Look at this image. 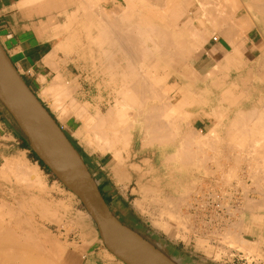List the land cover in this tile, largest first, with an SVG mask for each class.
<instances>
[{
  "label": "bare ground",
  "instance_id": "obj_1",
  "mask_svg": "<svg viewBox=\"0 0 264 264\" xmlns=\"http://www.w3.org/2000/svg\"><path fill=\"white\" fill-rule=\"evenodd\" d=\"M82 1L84 2V5H85L83 13L86 14V16L88 17L90 21V26L88 27L86 32L85 33L82 32L83 35L85 36V41L82 44L79 37L70 36L66 38L65 42L63 43V47L67 51H69L71 54L74 52L75 58L80 56L82 59L85 58L86 61H88L89 59L92 61L94 60L98 64V66H100L99 65L100 62L101 63L103 62V64L106 63V66L105 64L104 65L102 64V66H100L103 68L105 67L104 68L105 70L101 68L105 72L106 70L108 71L106 72L107 75L105 74L104 71H102L104 72L103 76L106 75L107 78L110 79V83L113 86L114 85L118 86L114 90L115 92L114 94L115 98L113 99L114 103L110 106V108L108 107H107L108 109L106 108V111H104L105 112L104 114H101V112H99L98 105L94 104L95 106H92L89 103H85V102L80 104L72 96V94L75 93V90H77L78 88V84L76 83V80H74L75 77L72 81L66 82L58 74H57L58 76H56L55 79L47 83L45 82L43 84L42 88L40 89L39 97L44 102L48 103V108L50 109L51 113L55 114L56 119L62 120V118L64 117L66 118L69 116L72 117V120H71L72 121L71 127L73 130L72 133L82 143L92 148L93 151L95 152H99L101 154H106V155L109 154L112 156L115 163L112 165L111 170L114 172V174H116L118 178V182L122 180L121 182L123 183V181L125 180V182L129 184L134 181V185L138 189V192H139L138 195L143 197V198L140 197L141 198L140 201H134L133 203L134 207L137 210H140L139 211L140 213H142L141 211H143V208H144V201H145L144 199L145 197L146 198L149 197L150 191H152L153 189H156L155 193H157L161 189H164V190L167 189L169 191L171 190L172 195L170 194L167 196L163 195V196H166L164 197V200L158 199V196H162L161 193L159 192L155 195V198H153V196L150 194L152 198L150 197L149 198L153 199L151 203L157 202L158 203L157 205L161 204L160 205L161 209L158 212L159 213L158 218L155 220L154 219L152 220H154L153 225L156 229L162 231L164 234L168 236H173V238L179 237L180 235L177 236L176 232L174 231L173 224H176L175 227H178L176 229H179L180 227L179 231L182 232L185 226H188L189 223H191L190 222L191 220H188V218L191 215L188 218L184 219V217H187L188 215L187 216L181 215L182 213L180 212L181 211L180 207L184 205L185 207H187V211H188V209H190V206H191L189 202L190 198L188 197L190 193L200 194L199 192L200 185L197 186V184L199 183L197 182V178L193 176L194 172L196 171L198 174H203V175L208 176L209 173L208 174L206 173L208 172V170L205 172L206 167L205 169L203 167L204 162L207 159L210 161L211 158L212 160H214L213 158L214 154H216V156L214 157L217 160H218L217 157H220V156H217V154L219 153L217 150L215 152H212L213 154L212 156L210 153L211 158L209 157L210 158L209 159L205 155L206 153L209 152L207 151L208 148L206 150L204 149L205 146L208 147L207 145L210 144L211 142H213V144L214 143L226 144L225 146L228 145L229 147L230 146L232 147V145L233 146L236 145V147L238 148L242 145V143H244L246 146L250 142L249 146L247 147H250V145L252 146L251 143H253V145L255 143H257L256 145L262 144L260 145V147L262 148H259V146L257 147L256 145H255L256 147H253L254 149L259 148L257 149L259 151H256L257 153H255V150L251 147L252 149L250 148V151H249L250 154H247V156L249 155L252 157L251 151L254 150V155L257 156V159L256 157L255 159L259 160L258 161L259 163L255 162L256 160L253 158L254 156L252 157L254 162L252 160H249V161L253 162L255 166L257 164H260L256 166L257 169L259 170L262 169L264 171V143H263L264 142V112L260 114L262 116L261 118L257 117L258 119H256L252 117L255 115L258 116L255 113L258 112L259 114V110H258L259 107L257 106H259L260 104L257 105L256 104L257 102L255 101L256 102L255 105L252 104L251 102H250L251 103L250 105L247 103V100L245 101V99L253 98L254 93H257V92L264 93V86H262V84L264 83H261L262 81H264L262 79L264 78V59L262 58L263 61H261V59H258L257 61L258 63L256 62L257 66H254L260 69V72H259L256 70V68L252 67L253 66L252 64L250 66L249 62L247 63L244 61V63L242 62V64H241V61L237 62L236 60H240L239 57L241 58L242 55L240 56V54H238L239 52L237 51L236 48H234V46H230V47H233L231 48V51L232 49H235L234 55L229 56V53L227 55H224V61L221 64L220 62H218L220 64L218 65L216 64V60H214V58L212 57V54L206 49L205 43L208 41L207 40L208 38H211L212 41L213 40L217 41V37L213 33H216V34L218 33L220 35H223L224 37L226 36L225 37L226 39H227V36H229L231 37L229 38V40L230 39L233 40L232 37L234 38V36L232 34L234 33L235 35L241 34L240 29L242 26L240 28H237L236 26V29H235L234 28L235 26H233L235 24L232 25L230 22H227L228 20L226 21L223 19L225 18V14H227L228 11L230 10L233 11L232 10L233 5H231V8L228 6H225L226 7L225 9V7L223 6L224 4L221 3L222 4L221 9L224 8L226 10V12L223 13V12H220L222 11L219 8L220 1L219 3L215 2L214 5H211L212 2L208 1L207 3V0H196V3H198V6L200 8L201 14L197 15V17L194 16V14L193 16H190V19L194 21V23L192 25H190L189 23L188 25L190 26L188 27L187 30H185L184 28L188 26L187 22L190 21L189 17L181 16L182 17L181 21L173 20L169 22L167 20L169 16L171 15L173 7L174 8L175 6L178 7V5H180L179 4L180 1L179 3H176L177 1L175 0H148V1L146 0H141V1L140 0H95L94 1L93 0L92 4H91L92 1L90 2L88 0H82ZM224 1L225 0H223L222 2ZM227 1L228 0H226L225 2ZM230 1L231 0L228 1L229 4H232L234 3L235 0H232V3H230ZM247 1H248L247 5H249V9H251L252 11L250 16L253 15L252 17L254 18L252 19L253 22H255L254 20H257L258 23L260 21V23L261 24L263 23V26H264V0H246V3ZM243 2L245 3V1ZM246 3L243 5L245 6ZM225 4L229 5L227 3ZM208 5H210L211 7H208ZM247 5L245 9L247 8ZM227 9L229 10L227 11ZM249 9H248V13L250 14ZM237 10L235 9V11ZM221 18L223 19V21H221ZM245 20H246V17H245ZM246 21L244 22V24L246 23ZM203 23H205L206 27L202 26ZM227 23H228V26L224 25ZM248 24H246L247 25L246 27L251 28L248 26ZM236 30L237 31L240 30L239 31L240 34L238 32L237 34ZM181 31L183 32L181 33ZM233 31L234 33H232ZM79 34L80 32L78 33V35ZM244 35L242 33V36ZM236 37L237 36H235V39ZM185 38H188V39H185ZM240 38L241 36H239V39ZM239 39H236L237 40L236 42H238ZM236 42H233V43H236ZM188 43L192 45L194 44L195 46H197V47H194L191 45L192 47H190L195 52L196 57H193V58L189 57L190 54L192 55L191 52L193 51L189 50L190 48L187 46ZM90 46L92 48H90ZM185 47H187L188 49H186ZM79 48L80 49L82 48V53L81 52L79 53L80 55H78ZM194 48H198V49H194ZM186 50H188V52ZM195 50H197V52ZM186 52L189 55H187ZM86 53H88V57ZM96 54L98 55L101 54V55L97 57ZM86 57L89 59L87 60ZM130 58L132 60V63H134V61H138L139 65L142 63L140 67L137 64V62L134 63V65L137 64L135 66H138V71L135 70L137 68L132 66L133 64L129 62ZM187 58L188 59L191 58L193 59V61L194 59L196 61L197 59H200L201 61L204 60L205 62L207 61L209 63L208 66L211 65L212 63L213 64L215 63L214 64L215 69H213L214 68L213 67L212 68L213 70L209 71L211 70V67L213 65L212 64L210 68L207 66V68H209L207 72L206 70L207 68L204 69L205 68L204 65L203 66L201 65L202 66L201 69L206 71L207 73L205 76L204 75L205 72L199 69V74L202 71L201 73H203L204 77L202 75L203 78L202 77L198 78L201 75L197 74L196 72H193L194 70L191 69L193 66L190 68L188 64L185 66H188L189 69H191L193 73L191 72V75L190 74L186 75L184 73L188 71L187 69L188 67L185 68L184 64H186L185 62L187 61L185 60H187ZM96 60H98L99 63ZM193 61L192 63L194 64ZM260 61L261 63H259ZM233 62L234 64L232 65ZM107 63L108 65L110 64L112 67L110 65L109 67H107ZM189 63L191 62L189 61ZM239 63L243 65L244 70H242V66L240 68ZM91 64H93V62ZM173 64L174 65L178 64V66L182 65L183 67L181 68L187 69V70L186 71L180 70L181 68L178 69V66H174ZM229 67H233V68L235 67L237 70L241 69L242 71L238 75L237 73L236 75L234 74L235 75L233 76L234 80L230 79L229 84L231 83V81L232 82L234 81L233 83L236 82L235 84L237 86H239L240 84H242L243 86L249 83L250 88L243 86L244 88H242V90L239 89V91H241V94H238L240 95L239 97L238 95H236L237 97H234L235 93H239L234 87H232L233 89L230 87L226 88V86L228 87L229 85L228 84L229 80L223 81L224 78L226 79L231 76V68ZM199 68H200V65H199ZM148 69H152V72L153 71L156 72V73L153 72L156 76H157V70H161L163 71L162 73L163 76L161 77L158 76V79L157 78L155 79L153 78L154 74H151L150 73L151 71L149 70L150 71L149 72ZM177 69L179 71H177ZM98 70H100L99 67H98ZM102 72H99V73H102ZM188 72H190V70ZM170 74L172 75L175 74V76L180 81L177 83L179 85H172L170 81H167ZM260 77H261V80L259 81L261 82H257V84H255L256 78H260ZM196 78H198L199 81L196 80L195 82L194 79ZM118 79H120L119 83L117 82ZM252 81H253V85H251ZM233 83L231 84L233 85ZM107 84L109 83L107 82ZM9 86H11V90H12L13 85L10 82H9ZM97 86L98 84L96 85V87ZM243 94L246 97L249 96V98H245L244 96V98L242 99ZM232 95H234L233 97L235 99L232 98ZM258 96L264 97L261 94ZM234 100H236L237 102ZM242 100L244 101V103ZM256 100L259 101V99L257 98ZM256 107H257V110H253V109H256ZM252 110L255 111V113L252 112L255 115L253 114L251 115L249 112L247 113V111H252ZM23 111L25 115L27 116V118H29V120L32 122L31 120L32 113L30 112V110L23 108ZM204 111L209 112L213 117H215L218 120L215 123V125H213V127H211L205 134H201L202 133L201 131H197V130L195 131V129L192 128V121L195 119H200L204 121L205 120ZM252 121L254 122L250 124L249 122H252ZM65 122L68 123V121H65ZM225 127H226V130H224ZM246 127L248 128L247 130H245ZM250 128L253 131L252 130L250 131ZM255 129L256 130L259 129L261 132H263L262 135L259 134V136L261 135L260 136L261 139L257 136L258 134L256 135L254 134ZM246 131L249 133L247 134V138L249 135H251L248 139L247 138L245 139ZM246 140H247V144L245 142ZM259 141L260 143H258ZM192 146L194 148H192ZM220 148L224 152V149H226L227 147L224 148V146L223 147L221 146ZM238 148L236 149L238 150ZM227 149L225 151L230 150V148L228 150ZM239 150L241 151V148H239ZM205 151L207 152L205 153ZM242 152L243 151H241V153ZM220 154L221 156L224 155L222 153ZM233 155L232 156L229 155V156L232 158ZM235 155H234V159L237 160ZM225 156L229 157L228 153ZM244 157H246V155H244ZM216 159L215 161L217 162ZM11 160H12L11 162L13 163L14 162L13 159ZM11 162H8L10 163L9 165H11ZM27 163H29L27 162V160L20 158L17 162L13 163L14 168L12 169L18 172V174H20L21 177H24V179L27 181V184L29 183L31 187L38 188L39 186H42L41 185L42 179H40L41 177L39 178L38 176V174L40 173L39 169L37 167L31 168L32 166L28 165ZM247 164L248 166L251 164L250 170H254V171L256 170L257 172L256 171L255 172L256 174H258L259 170L255 169L256 168L255 166H254L255 168L252 167V163L249 164V162H247ZM219 165L220 163L218 164V166ZM260 166L261 168H259ZM10 167H12V165ZM79 168L82 171V174L89 181L91 186L96 187L85 164H83ZM12 169L10 168V170ZM233 169H231L232 172H234ZM228 171L226 175L228 174L229 176L231 173H230V170ZM251 173L253 174V172ZM190 175H192V177H190ZM231 175H235V172ZM199 182L201 181L199 180ZM204 186L202 187L204 188ZM207 186H210V185H207ZM206 188L207 187H205L202 190H206ZM235 188L233 190H235ZM160 192H162V190ZM180 192L182 193L181 195L179 194ZM214 192L213 193L211 192L210 195H208V197H211L210 200L212 199L213 201L212 204H213V208L215 212L220 213L222 212V209H221V205L219 204V202L223 198L222 196L223 194L220 193L221 191L219 193L217 191L215 193ZM217 194L220 195L219 196L221 198L220 200H215V196ZM226 194H227V197H229L228 192ZM178 195L180 197L177 198ZM230 198L231 197L227 199L224 198V199H226V202H227V200ZM39 201H40L39 203L42 204V199L40 200L39 198ZM146 201H150V200L148 199ZM196 202L198 203V201ZM234 202L237 203L236 201ZM254 202L255 201L251 203L252 207H253V204H255ZM146 203L148 204V202ZM203 203L205 202H202V205H204ZM221 203H222V200H221ZM249 204L250 202L247 201V203L244 204L245 206H243L244 209L243 207H240L243 209V213H246V211L244 212V210H247L246 208H248ZM2 205L4 204L2 203ZM2 205L0 206L2 207ZM7 205L8 203L6 204L5 202L4 206L6 207V209H7ZM9 206H12V205L9 204ZM223 206L225 208V205ZM41 207H43V204ZM46 207L47 206H45L44 204V207L41 209L43 210ZM58 207L62 209L67 208V206L62 203L59 204ZM58 207H56L54 210H56ZM251 210L253 209H250L249 212H251ZM46 211L47 210H45V212ZM143 212H146V211H143ZM50 213L52 214V216L54 215L55 217V214H53L54 212H50ZM79 213L81 212L79 211ZM205 213H207V211ZM228 213L230 212L226 211L227 215ZM234 213L233 214L231 213L232 215L231 214L230 215L234 217L235 219H237ZM238 213L239 211L236 212V214ZM248 214H249L248 212L247 214H243V215L241 214L240 217L238 215L237 216L239 217L238 222L235 223V225L233 224L234 221L231 218V220L233 221V223L230 222L231 227L230 228L227 227L226 229L227 231L224 230L222 235L220 234L221 237H223V240L221 239L223 244H226L229 246L232 245L230 247L234 246V247H237V249H242V251L239 250L241 252L244 251L245 247L250 248V244L248 246L244 244L245 240L242 242L243 243V245H241L242 247H239L238 244H242L240 241L241 238L239 237L240 242L237 239L241 224H243L246 221L247 222L254 221L255 219L252 213H251L252 215H250L252 217H250ZM7 217H9L10 219L9 215ZM203 217H205V215ZM185 220L189 222L187 223V225H186ZM26 221L23 224L24 226H22L20 223L15 222L14 220L4 221L0 218V264H55L57 263L56 260H59L60 255L63 254L64 250H62L61 252L55 255V253L53 252L54 247L51 244V242L48 240L46 233L38 230V228L36 229L35 228L36 226L34 227L31 222H28L30 221L29 219L27 222ZM209 221L207 220V223ZM109 228H110L109 229L110 232L115 233L119 239L117 227L112 226ZM188 231L187 233H189ZM135 234L133 235L136 236ZM218 236H219V233H218ZM182 237H183V234H182ZM141 238L143 239V237ZM141 238L137 236L133 237V236L126 235L125 236L126 243H124V245H128L130 250L137 253L139 256H141L145 260H148V262H150L151 264L171 263L170 261L167 260V258H164V256L154 251L151 248L152 245L150 243L149 244L151 246H149ZM204 241L206 240H203V242L201 240L202 243H204ZM115 243L116 245L118 244V242L116 241ZM246 243L248 244V242ZM252 248L253 247H251V249ZM251 249H249L250 251H247L248 249L247 250L245 249V252L247 251L245 254L250 255ZM253 250H254V253L256 251V253H258V255L260 256V253L258 252V248L256 250L254 248ZM107 254L103 255L104 258L105 257L108 258L111 256L110 258L113 257L114 259L115 256L111 254L109 251ZM214 255L213 257H216V258L219 257L218 253H217L218 256L215 253ZM254 257H255V254H254ZM164 259L167 260L169 263H167V261H165ZM254 262H256V260Z\"/></svg>",
  "mask_w": 264,
  "mask_h": 264
},
{
  "label": "rangeland",
  "instance_id": "obj_2",
  "mask_svg": "<svg viewBox=\"0 0 264 264\" xmlns=\"http://www.w3.org/2000/svg\"><path fill=\"white\" fill-rule=\"evenodd\" d=\"M89 2L90 1H92L91 2V4L93 3V0H88ZM95 1V0H94ZM141 1V0H140ZM146 1H148V0H146ZM145 1V2H146ZM175 1H177L176 3H179V1H180V5H178V7L177 6H175V5H173V6H175V8L173 7V10H172V12H171V15L169 16V18L167 19L169 22L170 21H173V20H180L181 19V16H187V17H189V19H190V16H193V14H194V16H196L197 17V15H200L201 14V11H200V8H199V6H198V3H196V0H175ZM208 1L209 2H212L211 3V5H214V3L215 2H218L219 3V1H220V9H221V3H223L224 5V7L225 6H228V7H230L231 8V5H233V11H228L229 9H227V14H229V15H227V14H225V18H227V19H225V18H223L224 20H228L227 22H230L232 25H233V18H234V14H236V13H241L240 15L242 16V15H245V17H246V23L244 24V22H242L240 25L242 26H240L241 27V31L240 30H236V33L238 32L239 33V31H240V35H235V33L234 34H232L233 36H234V38H235V36H237V37H239V36H241V38H243V37H245L246 36V34L250 31V30H252V31H255L254 33H256L257 35L259 34L260 35V37H261V40L263 41V43H264V26H263V23L261 24L260 23V21H259V23L257 22V20H254L255 22H253V20L252 19H254L252 16H250L251 15V9H249V5H247L248 4V1H247V3H246V0H235L234 1V3H232V0L230 1V3H232V4H229V0L227 1V2H222L221 0H207V3H208ZM243 1H245V3H246V5H247V8L249 9V12H250V14L248 13V9L246 10L245 9V7H246V5L244 6L243 4H245ZM175 3V4H176ZM225 3H227V4H229V5H226ZM237 3V4H236ZM239 3V4H238ZM241 3V4H240ZM210 4V3H209ZM182 6V7H181ZM235 6V7H234ZM236 6H237V8H236ZM240 6V7H239ZM91 7H92V5H91ZM208 7H211L210 5H208ZM189 8V9H188ZM223 8V7H222ZM225 9H226V7H225ZM224 8L223 9H221L222 11H220V12H223V13H225L226 12V10H225ZM235 9L237 10V11H235ZM246 11V12H245ZM232 13H233V15H232ZM253 14V13H252ZM83 18H84V22L82 23V25L79 27V29L81 30L80 31V34H79V36H80V41L82 42V44L84 43V41H85V36L83 35V33L82 32H86V30L88 29V27L90 26V21H89V19H88V17L86 16V14H84L83 13V16H82ZM224 17V16H223ZM255 17V16H254ZM192 18V17H191ZM229 18V19H228ZM223 19L221 18V21H223ZM226 21H224V22H226ZM161 22V21H160ZM183 22V21H182ZM224 22H222V23H224ZM253 22V23H252ZM190 23V25H192L193 23H194V21H192L191 19H190V21H188L187 22V25ZM249 23V24H248ZM246 24H248V26L249 27H251V28H248V27H246L247 25ZM260 25V27H259V25ZM159 25H160V23H159ZM186 25V26H187ZM190 25H188L186 28H184L185 30H187L188 29V27L190 26ZM224 25H226V26H228V23L227 24H224ZM230 25V24H229ZM244 25H245V27H244ZM253 25V26H252ZM203 27H206L205 26V23H203V25H202ZM234 26V25H233ZM263 26V27H262ZM236 27V26H235ZM240 27H237V28H240ZM247 29V30H246ZM183 30V29H182ZM77 31H79V30H77ZM246 31V32H245ZM183 31H181V33H182ZM234 32V31H233ZM232 32V33H233ZM212 33V32H211ZM211 33H210V35H211ZM237 33V34H238ZM242 33H243V35L244 36H242ZM216 37H217V39H218V33L216 34V33H213ZM213 34H212V36H213ZM209 35V36H210ZM194 36H195V34H194ZM233 38V37H232ZM240 38V39H241ZM185 39H188V38H185ZM190 39V38H189ZM209 39V38H208ZM207 39V40H208ZM239 39V38H238ZM190 41V40H189ZM212 41V40H211ZM214 42V41H213ZM189 44V45H188ZM187 44V46L190 48V47H192V46H194V47H197V46H195L194 44L192 45V44H190V43H188ZM192 45V46H191ZM264 45V44H263ZM83 48V47H82ZM90 48H92L91 46H90ZM169 48H170V46H169ZM186 49H188L187 47H185ZM184 48V49H185ZM194 49H198V48H194ZM168 50V49H167ZM189 50H191V51H193L191 48L189 49ZM234 50L235 49H233V54H229V56H233L234 55ZM185 51V50H184ZM187 52H188V50H186ZM190 51V52H191ZM196 52H197V50H195ZM238 51V50H237ZM186 52V53H187ZM189 52V53H190ZM192 53V55L190 54V56L189 57H191V58H193V57H196V54H195V52L193 51V52H191ZM238 54H240V53H238ZM86 55H87V57H88V53H86ZM94 55V54H93ZM99 55H101V54H99ZM99 55L98 54H96V56L97 57H99ZM187 55H189L188 53H187ZM187 55H185V56H187ZM261 55V56H260ZM68 56V55H67ZM69 56H71L72 57V55H69ZM241 56V55H240ZM259 56V57H258ZM86 57V58H87ZM258 57V58H257ZM257 57L254 59V60H249V59H247V61L245 60V62H249L250 64V66H251V64L253 65L252 67H254V66H257V61H258V59H261V61H263V59H264V51L262 52V53H258V55H257ZM261 57V58H260ZM184 58H186V57H184ZM188 59L187 58V60H185V61H187V62H185L186 64H184V62H183V64H184V67L185 68H187L188 66L191 68L192 66V68L191 69H193L194 71L193 72H196L197 74H199V69L200 70H202L201 68H202V66L204 65V69H206L207 68V66H208V62L206 63L204 60H200V59H197V61L194 59V61H193V59ZM242 58V57H241ZM241 58L239 57V59H240V61H241ZM263 58V59H262ZM89 58H87V60H88ZM236 59H237V57H236ZM72 61L73 60V58H69V59H65V61L64 62H67V61ZM90 60V59H89ZM86 61V62H91L92 60H90V61ZM130 61L129 62H131V64H133L132 66H134L135 68H137V69H135V70H137L138 71V66H135V65H137L139 62L138 61H134V63H136L137 62V64H135L134 65V63H132V60H131V58L129 59ZM200 60V61H199ZM97 62H98V60H96ZM189 61L191 62V63H189ZM192 61L194 62V64L192 63ZM205 63H204V62ZM224 61V56H223V58L222 59H219V60H216V64H218V65H220L222 62ZM236 61H238L239 62V60H236ZM243 61V60H242ZM242 61H241V64H242ZM261 61L259 62V63H261ZM93 62V64H94V67H95V65L96 66H98V64L93 60L92 61ZM91 62V63H92ZM218 62H220V64L218 63ZM257 62V63H256ZM90 63V65H92L93 66V64H91ZM99 63V62H98ZM244 63V62H243ZM102 64H103V62L101 63H99V65L100 66H102ZM105 64V66H106V63H104ZM103 64V65H104ZM114 64V63H113ZM142 64V63H141ZM140 64V65H141ZM147 64V63H146ZM189 64V65H188ZM191 64V65H190ZM211 64V63H210ZM213 64V63H212ZM211 64V65H212ZM215 64V63H214ZM214 64L212 65V67H211V65H209L208 67L210 68L211 67V70H209V68H207L206 70H207V72H208V70L209 71H212L213 69H215V67H214ZM234 64V62L232 63V65ZM240 64V63H239ZM238 64V65H239ZM239 65L240 66V68H241V66H242V70H244L243 69V65ZM110 65V64H109ZM109 65H108V63H107V67H109ZM139 65V64H138ZM140 65H139V67H140ZM174 65V64H173ZM185 65H188V66H185ZM199 65H200V68H199ZM202 65V66H201ZM100 66H98L99 68H100V70H98L99 72H102V71H104L105 69V67L103 68V67H100ZM111 66V65H110ZM174 66H178V64L176 65H174ZM112 67V66H111ZM181 67H183L182 65L181 66H178V69H180ZM189 67L187 68L188 69V71L190 70V72H188V71H186L187 69H180V70H183V71H186L184 74H186V75H191V72H192V70L191 69H189ZM214 67V68H213ZM101 68H103L104 70H102ZM174 68H176V67H174ZM198 68V69H197ZM213 68V69H212ZM229 68H231V76L229 77V78H224L223 79V81H225V80H229L228 81V84H229V82H230V79L231 80H234L233 79V76H235L236 75V73H237V75L238 74H240L242 71H241V69L240 70H237L235 67V69H236V71H235V69L233 68V67H229ZM233 68V69H232ZM254 68H256V67H254ZM177 69V71H179ZM195 69H196V71H195ZM238 69H239V67H238ZM151 72H150V71ZM154 70V69H153ZM174 70H176V69H174ZM227 70V69H226ZM256 70L257 71H259L260 72V69L257 67L256 68ZM115 71H116V69H115ZM118 71V70H117ZM140 71V70H139ZM148 71L151 73V74H154V73H156V72H152V69H148ZM155 71H156V69H155ZM176 71V72H177ZM203 72H205V76H206V71H204V70H202ZM201 71V72H202ZM234 71V72H233ZM105 72V71H104ZM104 72H102V73H100L102 76H103V74H104ZM106 72H108L107 70H106ZM106 72H105V74H106ZM192 72V73H193ZM200 72V74L199 75H201L200 77H198V78H201L202 77V75H203V73H201ZM163 71H161V70H157V76L154 74L153 76V78H157L158 79V76L159 77H161V76H163ZM195 73V74H196ZM176 74V73H175ZM175 74H170V76L168 77V79H167V81H170L171 83H172V85H179V84H177L178 82H180L179 81V79L175 76ZM235 74V75H234ZM107 75V74H106ZM106 75H104L103 76V78H104V80H103V84H102V87L104 88H106V90H108L109 92H110V96L109 97H112V100H108V101H105V102H102V103H96L95 105H98V108H99V112H101V114H104L105 112L104 111H106V108L108 107V108H110V106L114 103V98H115V92H114V90L118 87V86H113L111 83H110V79L109 78H107V76ZM204 75H203V77H204ZM109 76V75H108ZM188 77V76H187ZM202 77V78H203ZM198 78H196V79H194V81L196 82V80L197 81H199V79ZM151 79H152V77H151ZM242 79V78H241ZM243 79H244V77H243ZM263 80H264V78H262ZM120 79H118L117 80V82L119 83L120 81H119ZM259 80H261V77L260 78H256V80H255V84H257V82H261V81H259ZM107 82L109 83V84H107ZM234 82V81H233ZM232 81H231V83H233ZM76 83H77V81H76ZM227 83V82H226ZM230 83V84H231ZM236 83V82H235ZM235 83H233V85L231 84V86H230V84L228 85V87L226 86V88H232V87H234L236 90H237V92H239V93H235V96L234 95H232V98H234V97H237L236 95H238V94H241V91H239V89H241L242 90V88H244V87H249L250 88V86H249V83H247V84H245V85H243L242 86V84H240L241 85V87H240V85L239 86H237ZM261 83H264V81H262ZM260 83V84H261ZM78 84V83H77ZM259 84V83H258ZM107 85V86H106ZM227 85V84H226ZM251 85H253V81H252V83H251ZM237 86V87H236ZM262 86H264V84H262ZM79 87V86H78ZM160 87V86H159ZM161 88H162V86H161ZM113 89V90H112ZM233 89V88H232ZM76 91V90H75ZM108 92V93H109ZM247 92V91H246ZM74 94L75 93H73L72 94V96L75 98V96H74ZM263 95L264 96V93H261V92H257V93H254V96H253V98H249V96H245L244 94H243V97H242V99L244 98V96H245V98H249V99H245V101L247 100V103L248 104H250L251 105V103L252 104H254L255 105V103L258 105V104H260L259 106H257V107H259L258 108V110H259V114H258V112L257 113H255V111H253V110H257V107H256V109H253L252 111H247V113L249 112L251 115L253 114L252 112H254L255 114H257L258 116H256L255 114H253V115H255V116H252V117H254V118H256V119H258V118H261L262 116L260 115V114H262L264 111V108H263V106H264V97H261V96H258V95ZM172 95V94H171ZM253 95V94H252ZM234 96V97H233ZM240 95H238V97H239ZM242 96V95H241ZM251 96V95H250ZM259 98H258V97ZM256 98L257 99H259V101L258 100H256ZM235 99V98H234ZM253 99V100H252ZM261 99V100H260ZM110 101V102H109ZM234 101H236V100H234ZM237 101H238V99H237ZM236 101V102H237ZM243 101V100H242ZM256 101V102H255ZM79 102V101H78ZM108 102V103H107ZM241 102V101H240ZM251 102V103H250ZM254 102V103H253ZM261 102V103H260ZM46 103V102H45ZM80 103V102H79ZM235 103V102H234ZM243 103H244V101H243ZM47 105H48V103H46ZM80 104H82V103H80ZM90 105H92V104H90ZM95 105H92V106H95ZM262 105V106H261ZM105 107V109H104V107ZM261 107V108H260ZM107 108V109H108ZM103 109V110H102ZM48 110L50 111V109L48 108ZM102 110V111H101ZM51 112V111H50ZM52 115L55 117V119H56V116H55V114L54 113H52ZM204 116H205V120L206 119H208V118H212L213 119V121H214V125H215V123L217 122V120L218 119H216L215 117H213L209 112H207V111H204ZM260 116V117H259ZM251 117V118H252ZM258 117V118H257ZM57 121H58V124H59V126L62 128V130L69 136V138L73 141V143L75 144V146L77 147V149L79 150V152H78V154L80 155V157H81V159L83 160V162H84V164L86 163V160L88 159V161H89V159H94L95 157L96 158H102L103 156H105V162H106V167H105V169H110L111 170V167H112V165L115 163V161L113 160V158H112V156L111 155H109V154H101V153H99V152H95V151H93V149L92 148H90L89 146H87L86 144H84V143H82L78 138H76L75 136H74V134L72 133L73 132V130H72V127H71V123H72V117L71 116H69V117H64V118H62V120L61 119H56ZM204 120V121H205ZM65 121H68V123L67 122H65ZM254 121H252V122H249L250 124L251 123H253ZM69 125V126H68ZM192 128L193 129H195L193 126H192ZM248 128L246 127V129L245 130H247ZM201 131L202 132V130H198V129H195V131ZM224 130H226V127H225V129ZM252 129L250 128V131H251ZM256 130V129H255ZM254 130V134L256 135V134H258L257 136L260 138V136L262 135V133L263 132H261L259 129L258 130H256L255 131ZM208 131V130H207ZM249 131V132H250ZM253 131V130H252ZM259 131H260V133H259ZM206 132L205 131H203L201 134H205ZM223 133H224V131H223ZM222 133V134H223ZM247 134H249L247 131H246V137H245V139L247 138ZM259 134H261L260 136H259ZM225 135V134H224ZM223 135V136H224ZM251 135H249L248 136V138L250 137ZM258 137H257V139H258ZM247 138V139H248ZM7 139H9L8 137H6L5 139H3L2 138V136L0 135V205H2V203L5 205V202H6V204L8 203V205H7V209H6V207L4 206V205H2V207L0 206V218L2 219V220H4V221H8V220H14L15 222H18V223H20L22 226H24L23 224H24V222L27 220L28 221V219L30 220V221H28V222H31L32 224H33V226L37 229L38 228V230H40V231H43L44 233H46V235H47V238H48V240L51 242V244L53 245V247H54V253H55V255L56 254H58L59 252H61L62 250H64V252H63V254L62 255H60V258H59V260H56L57 261V263H55V264H69L68 263V261H66V259L67 258H64V254L66 253V251H67V249L69 248V247H75V243H73V242H71L70 241V238H71V236H72V234L74 233V234H77V232H75L76 230H80L81 231V229L83 228V230H86V234H85V236L84 235H81V236H84V239L86 240V244H88L89 246H90V252H93L94 254H93V257H94V259H95V264H124V263H122L121 261H119V260H117L115 257H114V259H113V257L112 258H110V257H105L104 258V256L103 255H105V254H107L108 253V251H107V249L104 247V245H103V243H102V241H101V239H100V237H99V233H98V230H97V227H96V225H95V223H94V221L92 220V218H91V216H90V214H89V212L87 211V209L84 207V205L81 203V201L78 199V197L75 195V194H73L45 165H44V163H42L41 161V163L45 166V168H43L42 167V164L39 162V161H34V159H35V157L33 156V154H32V152L30 151V152H28V153H26V152H24V151H20V150H18V148L17 147H14V148H8V147H4V144H5V146H7V144H6V141H7ZM261 139V138H260ZM5 142V143H4ZM246 142V144H247V140L245 141ZM249 142V141H248ZM258 143H260V141L258 142ZM264 143V142H263ZM222 144V143H221ZM216 144V143H214L213 144V142H211L210 144H208L207 146L208 147H206L205 146V150L207 149V151H209L208 153H206L207 151H205V155L209 158L210 157V153H211V156L213 155L212 154V152H215V151H217L218 150V154H217V156H220L221 157V159H220V157H217L218 158V160L214 157V156H216V154H214L213 155V158H214V160H212V158L210 159V161L208 160H206L205 162H204V164H203V167H204V169H205V167H206V169H205V172L208 170V172H206L207 174L209 173V175L207 176V175H203V174H198L196 171L194 172V174H193V176L194 177H196L197 178V182L199 183V184H197V186L198 185H200L199 186V192H200V194H191L190 193V195L188 196L189 198V202H190V204H191V206H190V209H188V211H187V207H185L184 205H182L181 207H180V212L182 213L181 215H185V216H187V217H184V219L185 218H188L190 215V217L188 218V220H191L190 222L191 223H189V222H187L186 220V225H187V223H189V225L188 226H185V228H184V230L181 232V231H179V229H180V227H179V229H176V228H178V227H175V225L176 224H173V226H174V231L176 232V234H177V236H181L182 237V234H183V237L181 238L180 236L179 237H174L173 238V236H168V235H166V234H164L162 231H160V230H158V229H156L155 227H154V225H153V221L155 220V219H157L158 218V212H159V210L161 209V204H159V205H157L158 203L157 202H154V203H151V201H153V199H150V198H152V196H153V198H155V195L159 192V193H161V195L162 196H158V199H160V200H164V197H166L167 195H172L171 193H172V191L170 192L169 190H167V189H161L162 190V192H160V191H158L157 193H155L156 192V189H153L152 191H150L149 193L152 195H150L149 194V197H145V201L146 200H150V201H146V202H148V204L144 201V208H143V211H146V212H143V211H141L142 213H140L139 211L140 210H137L135 207H134V205H133V203H134V201H140V197H142V196H140V195H138L139 194V192H138V189L135 187V185H134V181L133 182H131V183H127V182H125V183H123V188H124V190H126L127 191V193H126V207L127 208H125L123 211L122 210H120V209H118V208H116L114 205H113V203H111L110 201H108L109 203H107V205L108 206H111L110 207V209L116 214V216L121 220V222H124L129 228H131L132 230H134L136 233H138L139 235H140V237H143V241H145L149 246H151L150 244H149V242L148 241H146V238L145 237H147L145 234H148V232H150L151 234H154L155 236H158V237H160V238H167L168 240H170L171 242H176V243H179L178 245H181V243H184V244H186V245H189V246H191V249H192V246L194 247L195 246V249L199 252V253H201V257L204 259V258H207V259H209V261H207V262H209V263H215V264H219V263H223L222 262V259H223V257H229V259L231 260L232 258H233V255L231 254V252L232 251H237V250H241L242 251V249H237V247H230V246H232V245H226V244H223V242H222V240H223V237H221V235H222V233L224 232V230H226L227 229V227L228 228H230L231 227V223L230 222H232L233 223V221H234V225H235V223L238 221V218L240 217H237L238 215H240V211L242 210V208H240V207H243L244 206V204H245V202L247 203V201H248V195L251 193V191H250V189L254 186V179L252 178L253 177V174L254 173H256L254 170H250V168H251V164L250 163H252V167H254L255 165H254V160L252 159V157L255 159V157H256V159H257V156H255L254 155V150H255V153H257L256 151H259V150H257V149H259V148H262V147H260V145H262V144H258V145H256L257 143H255L254 145H253V143H251L252 144V146L250 145V147H247V146H249V144H250V142L248 143V145H246L245 146V144L244 143H242V145L244 146H240L239 148H241V151H243L242 153H241V151L239 150V148L238 147H236V145L235 146H233L232 145V147L230 146H225L226 144ZM227 144H229V143H227ZM213 145H215V146H213ZM229 145H231V144H229ZM258 147L259 146V148H253V147H256V146ZM193 146H195V145H193ZM192 146V148H194ZM212 146H213V148H212ZM223 147L224 146V148H230V150H228L227 148V150L228 151H225L226 149H224V148H222V149H224V152H223V150H221V148L220 147ZM217 149H216V148ZM248 149H247V148ZM253 148L254 150H252L251 151V153H252V157L251 156H247V154H250L249 153V151H250V148ZM212 148V149H211ZM220 150H219V149ZM236 148H238V150L236 149ZM251 148V149H252ZM245 149V150H244ZM248 150V151H247ZM211 151V152H210ZM220 151H222V152H220ZM234 151V152H233ZM237 151V152H236ZM228 153V156L229 155H233L235 152L238 154V156H237V154L235 155L236 156V158H237V160H235L234 159V155H233V157L231 158L230 156L229 157H227V156H225V155H227V153ZM247 152V153H246ZM220 153H222V154H224V155H222L221 156V154ZM230 153V154H229ZM246 153V154H245ZM244 155H246V157H244ZM222 157H224V158H222ZM229 159H227V158ZM248 157V158H247ZM20 158H22V159H25V160H27V162H29V163H27L28 165H30V166H32L31 168H35V167H37L38 169H39V171H40V173L38 174V176H39V178L40 179H42L41 180V182H42V186H39L38 188H40V189H38V188H36V187H31V185L28 183L27 184V181L24 179V177H21V175L20 174H18V172H16L14 169H12V168H14L13 166V163L14 162H17ZM226 158V159H225ZM239 158V159H238ZM245 158V159H244ZM9 159V160H8ZM11 159H13V163L11 162L12 160ZM18 159V160H17ZM215 159L217 160V162L215 161ZM233 159V160H232ZM255 159V160H256ZM226 160V161H225ZM246 160V161H245ZM249 160H252L253 162H251V161H249ZM212 161V162H211ZM214 161V162H213ZM242 161V162H241ZM259 160H256L255 162H257V163H259L258 162ZM7 162V163H6ZM8 162H11V165H12V167H10L11 165H9L10 163H8ZM215 162H216V164H215ZM220 163V165L218 166V164ZM236 162V163H235ZM247 162H249V166H248V164H247ZM218 163V164H217ZM235 163V164H234ZM8 164V165H7ZM20 164V163H19ZM205 164H206V166H205ZM233 164V165H232ZM245 164H247V178H248V180L249 181H251L250 182V185H247L244 181H243V179H242V177H241V174H242V171H241V169L243 168V166L245 165ZM232 165V166H231ZM237 165V166H236ZM257 165H260V164H257ZM256 165V166H257ZM85 166H86V164H85ZM255 166V167H256ZM12 169V170H10V168ZM231 167V168H230ZM254 167V168H255ZM87 168V167H86ZM234 168V169H233ZM254 168H252V169H254ZM259 168H261V166L259 167ZM231 169H233V171L235 172V175H231V174H233L234 172H232L231 171ZM249 169V170H248ZM255 169H257V167L255 168ZM87 170H88V168H87ZM228 170H230V175L228 176V174L226 175V173H228L229 171ZM236 170V171H235ZM257 170H259V169H257ZM13 171V172H12ZM211 173H210V172ZM228 171V172H227ZM248 171H250V172H248ZM17 174H16V173ZM88 172H89V170H88ZM214 172V173H213ZM217 172V173H216ZM251 172H253V174L251 173ZM13 173V174H12ZM206 173H204V174H206ZM213 173V174H212ZM249 173V174H248ZM89 174H90V176H92L91 175V173L89 172ZM203 175V176H202ZM213 175V176H212ZM233 176V177H232ZM190 177H192V175H190ZM203 177V178H202ZM92 178V180H93V177H91ZM202 179V180H201ZM24 180V181H23ZM199 180L201 181V182H199ZM94 182V181H93ZM25 183V184H24ZM208 183V184H207ZM94 184H95V182H94ZM210 185V186H207V185ZM96 185V184H95ZM205 185V186H204ZM237 185V186H236ZM241 187H240V186ZM26 186V187H25ZM202 186H204V188L205 187H207L206 188V190H202V189H204ZM45 187V188H44ZM202 187V188H201ZM210 189H209V188ZM214 187V188H213ZM229 187V188H228ZM236 187V188H235ZM29 188V189H28ZM36 188V189H35ZM235 188V190H233ZM46 189V190H45ZM51 189V190H50ZM213 189V190H212ZM245 189V190H244ZM43 190V191H42ZM97 190L99 191V193L102 195V186H98L97 187ZM169 192H167V191ZM209 190V191H208ZM214 190H215V192L217 191L218 193L220 192L221 194H223L222 196H223V198L221 199L222 200V203H221V200H220V202H219V204L221 205V209H222V212H220V213H217V212H215V210H214V208H213V204H212V199L210 200V198L211 197H208V195H210V193L212 192H214ZM241 190V193H242V195H243V197H242V199H241V205L240 206H238L237 207V205L239 204L238 202H239V199H238V197H237V193H238V191H240ZM42 191V192H41ZM205 191H207V192H205ZM222 191H223V193H222ZM224 191H225V193H224ZM229 191H232V193L231 192H229ZM250 191V192H249ZM154 192V193H153ZM202 192V193H201ZM214 192V193H215ZM228 192V195H229V197H231L230 199H228L227 200V202H226V199L227 198H229V197H227V193ZM11 194V195H10ZM180 195L182 194L181 192L179 193ZM203 194V195H202ZM163 195H166V196H163ZM203 197H202V196ZM225 195V196H224ZM233 195H235L234 196V199H233ZM22 196V197H21ZM183 196V195H182ZM30 197V198H29ZM170 197V196H169ZM178 197H180L179 195L177 196V198ZM201 197V198H200ZM206 197V198H205ZM34 198V199H33ZM39 198H40V200L42 199V204H43V207H44V204H45V206H47L45 209H41V208H43V207H41L42 206V204L41 203H39L40 201H39ZM143 198V197H142ZM224 198H226V199H224ZM237 198V199H236ZM174 199H176V198H174ZM200 199V200H199ZM202 199H203V201H202ZM209 199V200H208ZM236 201L237 203H235L234 201ZM15 200V201H14ZM34 200H35V202H34ZM38 200V201H37ZM198 201V203L196 202V201ZM214 200V199H213ZM2 201H4V202H2ZM45 201V202H44ZM143 201V200H142ZM211 203H210V202ZM224 201V202H223ZM245 201V202H244ZM60 202V203H59ZM151 204H150V203ZM200 202V203H199ZM202 202H207L206 204L205 203H203L204 205H205V207H204V205H202ZM215 202V201H214ZM226 202V203H225ZM15 203H17V204H15ZM65 204L66 206H67V208H60V207H58L59 206V204ZM156 203V204H155ZM193 203V204H192ZM225 203V204H224ZM9 204L10 205H12V206H9ZM40 204H41V206H40ZM146 204V205H145ZM227 204H228V206H227ZM234 204V205H233ZM16 205H17V207H16ZM223 205H225V208H227V209H225L224 208V206ZM53 206V207H52ZM58 207L56 210H54L56 207ZM69 206V207H68ZM159 206V207H158ZM184 206V207H183ZM202 206V207H201ZM212 208H211V207ZM227 206V207H226ZM230 206V207H229ZM14 207V208H13ZM50 209H49V208ZM52 207V208H51ZM210 207V208H209ZM233 207V208H232ZM10 208V209H9ZM30 208V209H29ZM204 209V210H202V209ZM232 209V211H234V212H232L231 211V209ZM237 208V209H236ZM200 209V210H199ZM225 209V210H224ZM230 209V210H229ZM233 209H235V210H233ZM35 210V211H34ZM45 210H47L46 212H48V213H46L45 212ZM65 210V211H64ZM76 210H80V212L81 213H77V214H75V211ZM201 210H202V212H201ZM237 210V211H236ZM7 211V212H6ZM10 211V212H9ZM57 211H58V213H57ZM207 211V213H205ZM226 211L227 212H230V213H228V215L226 214ZM239 211V213L238 214H236V212H238ZM41 212V213H40ZM50 212H54L53 214H55V217H54V215L52 216V214L50 213ZM225 212V213H224ZM9 213V214H8ZM82 213H83V215H82ZM223 213V214H222ZM234 213L235 215V217L237 218V219H235L234 217H232L231 215ZM7 214V215H6ZM11 214V215H10ZM12 214H13V216H12ZM45 216H44V215ZM51 214V215H50ZM59 214V215H58ZM64 214V215H63ZM79 214V215H78ZM81 214V215H80ZM123 214V215H122ZM208 216H207V215ZM217 214H218V216H217ZM222 214V215H221ZM231 214V215H230ZM10 216V219H9V217H7V216ZM61 215V216H60ZM125 215H127L128 217H126ZM205 215V217H203ZM223 215H224V217H223ZM2 216V217H1ZM15 216V217H14ZM153 216V217H152ZM221 216V217H220ZM231 216V217H230ZM221 219H220V218ZM8 218V219H7ZM53 218V219H52ZM91 218V219H90ZM210 218V219H209ZM226 218H227V220H226ZM230 218V219H229ZM231 218H232V220H231ZM129 219V220H128ZM152 219H154V220H152ZM202 219V220H201ZM205 221H204V220ZM224 219V220H223ZM60 220V221H59ZM207 220L210 222H208L207 223ZM237 220V221H236ZM26 221V222H27ZM137 221V222H136ZM222 221H223V223H222ZM225 221V222H224ZM23 222V223H22ZM206 222V223H205ZM221 222V223H220ZM35 224V225H34ZM230 224V225H229ZM233 224H232V226H233ZM73 225V226H72ZM218 225H220V226H218ZM225 226V227H224ZM187 227V228H186ZM190 227V228H189ZM222 227H224V228H222ZM40 228V229H39ZM233 228V227H232ZM176 229V230H175ZM186 229V230H185ZM221 229V230H220ZM181 230H182V228H181ZM189 230V231H188ZM192 230V231H191ZM218 230V231H217ZM179 231V232H178ZM185 231V232H184ZM187 231L189 232V233H187ZM227 231V230H226ZM180 233V234H179ZM217 233V234H216ZM218 233H219V236H218ZM221 234V235H220ZM225 234V233H224ZM223 234V235H224ZM184 235H186V236H184ZM206 235V236H205ZM91 236H93V238L91 239ZM198 236V237H197ZM209 236H210V238H209ZM214 236V237H213ZM225 236V235H224ZM185 237V238H184ZM212 237V238H211ZM221 237V238H220ZM176 238V239H175ZM214 238V239H213ZM215 238H216V240H215ZM145 239V240H144ZM182 239V240H181ZM187 239V240H186ZM222 239V240H221ZM201 240H202V242H203V240H206V241H204V243H202L201 242ZM220 241H221V243H220ZM201 242V243H200ZM201 244V245H200ZM188 246V247H189ZM151 248L154 250V251H156V252H158L157 251V249L156 248H154V247H152L151 246ZM215 249V250H214ZM213 250V251H212ZM218 250V251H217ZM216 251V252H215ZM222 251V252H221ZM211 252H212V254H211ZM217 255V253H218V255H219V259L218 258H216V257H213V255H214V253ZM104 253V254H103ZM207 253V254H206ZM243 253H244V255H245V258L247 259V261L249 262V263H251V261L252 260H255V259H257L256 257H254L253 255H249V254H245L246 252H244L243 251ZM102 255V256H101ZM209 255V256H208ZM212 255V256H211ZM217 255V256H218ZM236 255V254H235ZM107 256H108V254H107ZM215 256V255H214ZM214 258H216V259H214ZM255 258V259H254ZM250 259V260H249ZM55 261V262H56ZM84 261H86V259H80V261L78 262V263H76V264H82ZM171 262V261H170ZM172 263V262H171ZM173 264V263H172ZM182 264V263H181ZM186 264H188V263H186ZM234 264H236V263H234Z\"/></svg>",
  "mask_w": 264,
  "mask_h": 264
},
{
  "label": "crops",
  "instance_id": "obj_3",
  "mask_svg": "<svg viewBox=\"0 0 264 264\" xmlns=\"http://www.w3.org/2000/svg\"><path fill=\"white\" fill-rule=\"evenodd\" d=\"M84 8L85 5L82 0H0V44L17 72L40 100L39 93L43 84L45 82H50L58 75L66 82L72 81L75 77L74 80L77 81L79 87L75 91L74 96L80 103L85 102L94 105L110 99L112 100V97H109V91L106 90L105 87H102L104 78L99 73L98 66L94 67L89 65L90 63L85 62V58L82 59L80 56L75 58L74 52L71 54L63 47L66 38L70 36H77L80 38L78 33L80 32L79 27L84 22V18L82 17ZM234 15V26L240 27V24L245 20V15L241 16L239 13ZM177 21H181V19ZM234 28L236 29V27ZM254 32L255 31L250 30L245 37L238 40L239 43L236 42V39L239 37H236V39L232 38L233 40L230 39V41L229 38L231 37L227 36L226 39V36L224 37L219 34L215 42L211 41V38H209L205 43V47L212 54L214 60H219L224 55L230 54V52L232 53L233 49L231 51V48L233 47L230 46H234L240 55H242V62L247 59L254 60L258 53L264 51V43L260 35ZM80 52L82 53V48H79L78 55H80ZM70 54L72 57L69 56ZM69 58H73V60L64 62L65 59ZM97 84L98 86L96 87ZM41 101L48 108V105L43 100ZM213 125L214 121L212 118H208L205 121L200 119L192 121V126L195 129L202 130V132H207ZM0 135L3 139L6 137L9 138L6 141L7 146L4 144V147H17L18 150H23L26 153L31 151L35 159H39L1 103ZM21 145H26L27 149H21ZM104 158L105 156L102 158L95 157L94 159H89V161L87 159L85 163L86 167L91 173V177H93L96 188L102 186L101 196L105 198L106 202L109 203L108 201H110L116 208L123 211L127 208L125 199L127 191L123 188L125 180L123 183L121 182L122 180L118 182L116 174L110 169H105L106 162ZM246 168L247 165L245 164L241 170V177L247 185H250L251 181L247 178ZM261 170L258 171L259 175L256 173L253 174L255 182L254 186L250 189L251 193L248 195V198L252 200L248 199L250 204L253 201H255V204H253V207L252 204L251 206L249 204V209L246 208L247 210H244L246 213H243V207L241 210L242 213L240 211L239 215L241 216V214H247L248 212V215L250 216L253 214L255 219L254 221H246L241 224L237 238L238 241L241 238V243L245 240L244 244L246 246L250 244V248L243 246L245 247L244 252L245 249L250 251L249 249L253 247L250 255L254 256L255 254L257 258L255 259L256 262L252 260L251 263H249L245 255H243L244 253L237 250L231 252L233 255L231 260L229 257H223V263L219 264H264V171L262 170V173ZM237 196L239 199L238 207L241 205L240 201L243 197L241 190L238 191ZM107 207L117 221L129 229L133 234L136 233L124 222H121L110 209L111 206L107 205ZM250 209L254 211L251 210V212H249ZM76 211L75 214L79 213L80 210ZM125 216L128 217L127 215ZM75 232H77V234L73 233L70 238V241L75 243V247H69L64 254V258H67L66 261H68L69 264H76L80 259H86L82 264H95V259L93 257L94 253L89 251L90 246L86 244L87 242L84 239L87 233L86 230L82 228L81 231L76 230ZM135 235L141 238L138 233ZM145 235L147 236L145 237L146 241H148L152 247L156 248L160 255L167 258V260L171 261L173 264H215L207 262L209 261L207 258L203 259L201 253L195 249V246H192L191 249V246L184 243L178 245L179 243L171 242L167 238H160L150 232ZM92 238L93 236H91V239ZM246 242H248V244ZM238 245L242 247L241 245H243V243ZM254 248L255 250L258 248L260 256L256 251L254 253Z\"/></svg>",
  "mask_w": 264,
  "mask_h": 264
},
{
  "label": "water",
  "instance_id": "obj_4",
  "mask_svg": "<svg viewBox=\"0 0 264 264\" xmlns=\"http://www.w3.org/2000/svg\"><path fill=\"white\" fill-rule=\"evenodd\" d=\"M9 82L13 85L12 90ZM0 103L39 160L79 198L89 211L105 248L124 264H151L130 250L128 245H124L126 235L136 236L117 221L97 188L92 187L82 174L79 167L84 163L78 152L52 113L17 72L1 44ZM23 108L32 113V122L25 115ZM112 226L117 227L119 239L115 233L110 232L109 227ZM115 241L118 242L117 245Z\"/></svg>",
  "mask_w": 264,
  "mask_h": 264
},
{
  "label": "trees",
  "instance_id": "obj_5",
  "mask_svg": "<svg viewBox=\"0 0 264 264\" xmlns=\"http://www.w3.org/2000/svg\"><path fill=\"white\" fill-rule=\"evenodd\" d=\"M65 133V132H64ZM65 135L67 136V138L69 139V141L71 142V144L73 145V147L75 148V150L77 152H79V150L77 149V147L75 146V144L73 143V141L69 138V136L65 133ZM21 149H27L26 145H21ZM34 161H39V159H34ZM40 162V161H39ZM41 163V162H40ZM42 164V163H41ZM42 167L45 168V166L42 164ZM103 197V196H102ZM103 200L105 201V203L107 204L105 198L103 197Z\"/></svg>",
  "mask_w": 264,
  "mask_h": 264
},
{
  "label": "built area",
  "instance_id": "obj_6",
  "mask_svg": "<svg viewBox=\"0 0 264 264\" xmlns=\"http://www.w3.org/2000/svg\"><path fill=\"white\" fill-rule=\"evenodd\" d=\"M213 41H215V40H213ZM229 192L232 193V191H229ZM219 196H220V195L217 194V195L215 196V200H220L221 198H220ZM233 199H234V195H233ZM233 199H232V200H233Z\"/></svg>",
  "mask_w": 264,
  "mask_h": 264
},
{
  "label": "flooded vegetation",
  "instance_id": "obj_7",
  "mask_svg": "<svg viewBox=\"0 0 264 264\" xmlns=\"http://www.w3.org/2000/svg\"><path fill=\"white\" fill-rule=\"evenodd\" d=\"M40 161V160H39Z\"/></svg>",
  "mask_w": 264,
  "mask_h": 264
}]
</instances>
